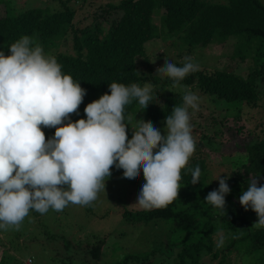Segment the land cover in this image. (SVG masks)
<instances>
[{"label":"trees","instance_id":"obj_1","mask_svg":"<svg viewBox=\"0 0 264 264\" xmlns=\"http://www.w3.org/2000/svg\"><path fill=\"white\" fill-rule=\"evenodd\" d=\"M219 1L120 0L107 6L105 12L114 15V18H109V22L108 18H103L102 24L108 23L105 27L95 22L84 28L74 26V10L64 5L53 10L38 7L15 12L5 6L0 11V51L5 55L9 54L8 47L25 35L47 54L56 51L59 43L71 34L73 55L55 52L51 56L62 65V73L69 74L86 90L78 114L73 113L69 117L73 122L86 118L85 106L108 93V85L112 82L125 85L137 83L142 87L147 82L156 93L157 98L152 101L154 104H149L143 112H138L142 109L135 101L125 107V122L128 125V120L137 116L138 120L151 121L159 130L165 126V117L171 115L172 108L183 105V95L174 91V86L188 87L192 92L205 95L217 108L222 107L223 102L227 107H233V111L224 113L222 117L210 118L209 127L213 129L210 135L203 132L201 123L194 126V120H189L191 134L199 140L195 143L196 150L188 165L181 169V189L171 204L150 211L122 206L119 211L126 223H154L153 227L161 224L169 237L177 235L181 241L174 243L163 238L148 253L127 254L113 264H128L130 261L136 264H237V255L241 252L245 261L249 263L252 260L250 264H254L255 257H264V228L252 227L255 212L250 208L245 211L239 203L240 194L247 190L249 174L259 173L258 186L264 185V133L258 135L244 132L242 127L237 128L236 132L242 138L248 136L249 140L241 145L235 144L234 149L238 148L232 155L222 154L227 145L223 140L224 133L231 130L228 120H238L243 106L254 108L260 100L259 82L264 80V3L261 0ZM5 3V0H0V4ZM156 17L158 24L154 22ZM234 36H240L234 48L236 58L243 61L250 57L255 65L263 61L260 67L249 69L246 76L232 71L205 69L189 74L174 85L171 78L152 74L146 44L157 38L166 39L168 47L180 45L192 50L210 45L223 46ZM140 63L145 65L146 70L139 68ZM167 87L169 93H165ZM135 129H131L130 125L127 128L129 139ZM42 131L48 139L55 129L42 127ZM224 158L231 162L225 163ZM242 159L243 162L239 163ZM197 165L201 175L199 183L192 185L189 169H195ZM211 166L220 169L221 178L231 174L226 181L230 192L225 196L224 216L204 200L209 192L219 187L216 177H209ZM110 171L123 177V169L113 166ZM124 180L137 191L145 183L142 171L135 181ZM220 230L230 238V243L218 249L216 241ZM106 239L105 235L90 244L64 240L62 247L75 252L71 258H81L90 264H111L104 261ZM261 262L264 264L263 260ZM0 264L4 262L0 261ZM10 264H19L18 258L15 257ZM238 264L244 263L239 261Z\"/></svg>","mask_w":264,"mask_h":264},{"label":"clouds","instance_id":"obj_2","mask_svg":"<svg viewBox=\"0 0 264 264\" xmlns=\"http://www.w3.org/2000/svg\"><path fill=\"white\" fill-rule=\"evenodd\" d=\"M0 51V228H19L30 210L59 213L69 204L88 206L105 190V178L115 166L123 177L145 183L136 204L146 211L163 209L178 196L181 169L196 150L189 124V109L198 110V96L187 92L183 105L165 117L164 135L151 121L136 120L138 127L128 138L125 107L137 102L143 112L154 98L153 86L112 82L109 92L84 108L86 118L75 122L70 115L86 95L79 82L62 73L55 57L46 56L39 44L25 35ZM182 66L165 58L156 73L179 84L199 70L191 57ZM139 73V72H138ZM67 121V123H65ZM43 128H54L46 139ZM192 185L199 183L200 167L189 169ZM231 175V174H230ZM218 176L219 187L204 200L225 215V196L230 192ZM259 173L249 174L247 190L239 196L241 207L255 212L256 228H264V185ZM216 247L226 237L217 233Z\"/></svg>","mask_w":264,"mask_h":264},{"label":"rangeland","instance_id":"obj_3","mask_svg":"<svg viewBox=\"0 0 264 264\" xmlns=\"http://www.w3.org/2000/svg\"><path fill=\"white\" fill-rule=\"evenodd\" d=\"M5 1L6 5L0 4V11L4 10L5 6V8L14 12L38 7H46V9L53 10L58 6H67V8L74 10V26L84 28L95 22L102 24L103 18H108L109 22V18H114V15L105 12L108 9L107 6L109 4H115L120 0ZM261 1L264 3V0ZM219 2L224 3L225 0ZM154 22L158 24V17L155 18ZM107 24L103 23L102 27H105ZM238 38L240 36L231 37L223 46L210 45L206 48L200 47L192 50H188L187 47H180V45H171L168 47L165 42L166 39L162 37L157 38L146 44V53L150 63V69L154 76L163 78L166 75L159 72L156 73V70L164 66L165 58L172 63H177L182 66L185 62L184 58L191 57L192 62L199 66V70H226L246 76L249 69L257 66L260 67L263 61L261 60L260 63L255 65L250 57L243 61L236 58L234 56V48L238 42ZM55 52L73 55L71 49V34L67 35V38L59 43L56 51L48 52L45 55L51 56L56 54ZM139 68L146 70L145 65L141 63L139 64ZM259 83L261 94L257 106L254 108L243 106L239 111L240 118L238 120L232 118L228 120L231 130L228 133H224L223 140L227 145L222 149V154L227 153L232 155L238 148L235 147L236 150L234 149L235 144L241 145L243 142L249 140L248 136L242 138L236 132L237 128L242 127L244 132L251 131L258 135L261 132L264 133V80ZM167 88L165 93L170 92L169 87ZM172 88L183 96L187 92L198 96V110L189 109V120H194V126L201 123L204 127L203 132L208 135L213 131L209 127L211 117H222L224 113L233 111V107H227L228 105L224 102L222 103V107L217 108L205 95L196 91L192 92L188 87L174 86ZM136 120H138L137 116L128 120L131 129L136 128ZM164 129L165 126H161L160 132L162 135L165 134ZM192 137L195 143H197L199 140L198 137L196 135H192ZM216 142L218 143V141ZM222 160L227 164L231 162L229 158V161H227V158ZM242 162L243 159L239 163ZM210 173V179L217 178L220 176V169L216 166H211ZM105 180V190L98 192L97 198L88 206L69 204L62 212L57 213L49 209L45 214L30 210L29 215L25 217L18 229L15 227H9L7 230L0 228V261H3L4 264H10L16 257L18 258L19 264H90L81 260V258H71L70 256L73 257L75 252H71L72 250H64L62 247L63 241L69 240L72 243L81 242L90 244L106 235L107 239L103 248V252H105L104 261L113 264L127 254L148 253L154 249V246L158 242L161 243L163 238L174 243L181 241V238L177 235L169 237L168 232L164 231L165 227L161 224L158 227H153L151 225L154 223L148 225H133L123 221L119 214L122 206L132 210L141 209L136 204L140 191L129 187L124 178L118 173L111 174ZM256 221L257 216L252 218V227L254 228L256 227L253 224ZM229 243L230 238L226 236L224 244ZM241 250L244 251L243 248ZM241 253H238L236 263L238 264L239 261H243L244 264H250L252 260H249L250 262L248 263L240 255ZM261 260L264 261V257L257 256L253 262L255 261L254 264H260ZM128 264L136 263L130 261Z\"/></svg>","mask_w":264,"mask_h":264}]
</instances>
